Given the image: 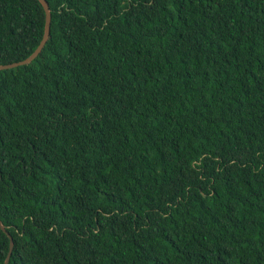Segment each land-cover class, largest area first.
I'll return each mask as SVG.
<instances>
[{
  "label": "trees",
  "instance_id": "16d2710c",
  "mask_svg": "<svg viewBox=\"0 0 264 264\" xmlns=\"http://www.w3.org/2000/svg\"><path fill=\"white\" fill-rule=\"evenodd\" d=\"M46 1L0 70L9 264H264V0ZM45 25L0 0V65Z\"/></svg>",
  "mask_w": 264,
  "mask_h": 264
},
{
  "label": "water",
  "instance_id": "95a60500",
  "mask_svg": "<svg viewBox=\"0 0 264 264\" xmlns=\"http://www.w3.org/2000/svg\"><path fill=\"white\" fill-rule=\"evenodd\" d=\"M39 1L43 5L44 10L46 12L45 33H44V36H43V39H42L40 45L38 46V48L35 50V52L29 58H27L23 61H20V62L12 63V64L0 65V70H10V69H15V68H18L21 66L31 64L41 54L42 50L44 49L47 42L49 41V39L51 37L52 13H51L49 3L46 0H39ZM0 227L3 230V232L5 234H7V236L10 238V252H9V255H8V257L4 263V264H9L10 259H11V255H12L13 249H14V240H13L12 236L7 232V230L4 226V224L2 223L1 219H0Z\"/></svg>",
  "mask_w": 264,
  "mask_h": 264
}]
</instances>
